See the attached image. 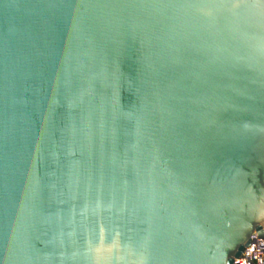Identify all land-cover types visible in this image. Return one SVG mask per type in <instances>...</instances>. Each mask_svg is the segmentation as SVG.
Instances as JSON below:
<instances>
[{
    "label": "water",
    "instance_id": "1",
    "mask_svg": "<svg viewBox=\"0 0 264 264\" xmlns=\"http://www.w3.org/2000/svg\"><path fill=\"white\" fill-rule=\"evenodd\" d=\"M264 238V0H0V264H234Z\"/></svg>",
    "mask_w": 264,
    "mask_h": 264
},
{
    "label": "built area",
    "instance_id": "2",
    "mask_svg": "<svg viewBox=\"0 0 264 264\" xmlns=\"http://www.w3.org/2000/svg\"><path fill=\"white\" fill-rule=\"evenodd\" d=\"M234 264H264V238L253 236L250 248L244 250Z\"/></svg>",
    "mask_w": 264,
    "mask_h": 264
}]
</instances>
